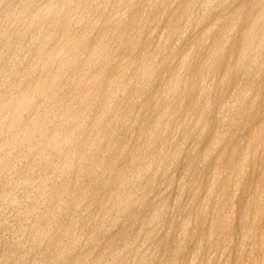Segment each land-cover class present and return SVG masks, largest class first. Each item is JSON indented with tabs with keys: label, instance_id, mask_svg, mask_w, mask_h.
Returning <instances> with one entry per match:
<instances>
[{
	"label": "rangeland",
	"instance_id": "374dc122",
	"mask_svg": "<svg viewBox=\"0 0 264 264\" xmlns=\"http://www.w3.org/2000/svg\"><path fill=\"white\" fill-rule=\"evenodd\" d=\"M0 147V264H264V0H0Z\"/></svg>",
	"mask_w": 264,
	"mask_h": 264
},
{
	"label": "bare ground",
	"instance_id": "6f19581e",
	"mask_svg": "<svg viewBox=\"0 0 264 264\" xmlns=\"http://www.w3.org/2000/svg\"><path fill=\"white\" fill-rule=\"evenodd\" d=\"M130 2H131V0H130ZM169 2V1H168ZM213 2V1H212ZM133 3V2H132ZM131 4V3H130ZM132 5V4H131ZM127 6V5H126ZM150 15V14H149ZM152 15H150V17H151ZM149 17V18H150ZM148 18V19H149ZM147 19V20H148ZM152 19V18H151ZM184 33V32H183ZM89 34V33H88ZM156 35V34H155ZM154 35V36H155ZM153 41V40H152ZM181 69V68H180ZM179 69V70H180ZM202 81V80H201ZM201 83V82H200ZM202 88V87H201ZM33 98V97H32ZM30 101V100H29ZM6 105V104H5ZM17 106H18V104H17ZM27 108V107H26ZM18 110V109H17ZM19 113V112H18ZM2 118H4V117H2ZM36 121V120H35ZM59 123H62V122H60L59 121ZM64 123V122H63ZM63 123H62V125H63ZM31 128V125H30V123H28V122H26V123H24V124H22V125H20V129H17L16 131H18V132H20V133H23L25 136H27V137H31L32 135H31V133L29 132V129ZM55 129H57L56 127H55ZM59 129V128H58ZM58 129L57 130H54V131H58ZM40 133L38 134L39 136H41V131H39ZM42 134H43V132H42ZM216 140V139H215ZM51 141H53V140H51ZM53 142H55V141H53ZM13 143H15L16 144V142H15V140H14V142ZM123 146V145H122ZM1 148V147H0ZM97 162V161H96ZM100 164V163H99ZM11 168H13V167H11ZM96 180V179H95ZM59 203H60V201L59 200H56L53 204H52V206H51V210H52V212H53V210H54V207H55V209L56 208H58L59 207ZM13 207V206H12ZM17 209H18V211L19 212H21V213H26L27 212V207L26 206H24L23 204H19L18 206H17ZM14 214V213H13ZM159 214V213H158ZM50 215V213H48L47 214V216H49ZM41 217H44L45 218V215H41ZM51 220V215H50V217H48V221H50ZM97 228V227H96ZM141 228V227H140ZM36 231L39 233V234H41V232L39 231V229H36ZM179 234V233H178ZM83 235V234H82ZM45 251V250H44ZM56 256H59L58 254L56 255Z\"/></svg>",
	"mask_w": 264,
	"mask_h": 264
}]
</instances>
